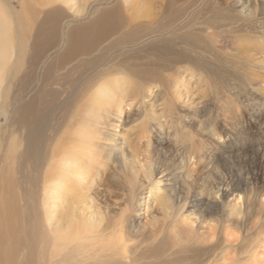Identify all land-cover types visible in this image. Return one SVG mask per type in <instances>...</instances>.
Returning <instances> with one entry per match:
<instances>
[{
	"label": "bare ground",
	"instance_id": "bare-ground-1",
	"mask_svg": "<svg viewBox=\"0 0 264 264\" xmlns=\"http://www.w3.org/2000/svg\"><path fill=\"white\" fill-rule=\"evenodd\" d=\"M251 1L0 0V264H264V147L221 164L262 120L221 87L264 98Z\"/></svg>",
	"mask_w": 264,
	"mask_h": 264
},
{
	"label": "rangeland",
	"instance_id": "rangeland-1",
	"mask_svg": "<svg viewBox=\"0 0 264 264\" xmlns=\"http://www.w3.org/2000/svg\"><path fill=\"white\" fill-rule=\"evenodd\" d=\"M79 1H81V0H79ZM223 1H225V0H218V2H223ZM244 1L247 3L249 1L248 4L252 3L251 0H244ZM12 4H13V6H15V8H17V10H20L19 7L17 6L16 0L15 1L12 0ZM227 50H228V53L235 55V57L232 56L233 60L235 62H239V60H240L239 53L235 50V48L230 45V46H228ZM236 56H238V58ZM226 58H227V56L225 54H223V56L221 57L222 60L226 59ZM221 87L223 89H228L226 91L229 94H231V96H233V98H235V96H237V94L240 93L241 100H243L244 104L247 106L248 114L251 115L252 117L253 116L261 117V119H262L256 125L255 124L253 125L255 127V129L253 131H251V133L247 134L244 137L245 140L242 139L239 141L238 146H237V147H239L238 148L239 151L234 153L233 156H231L226 161L223 159L221 164L227 165L226 168H228L229 170L231 168H233L234 172L236 174L241 173V172H246L249 175H256L258 169L256 167L255 161L259 155V151H257V149L259 147L257 148V146H260V148L264 147V98L260 97V95L256 94L255 92H252V94L249 91L244 92L243 89L238 86L237 81H235V82L232 81L230 87H227V85H225V83L222 84ZM236 92H238V93L235 94ZM172 146L173 145L170 141H168L167 143H165L162 146L155 145L153 147V154L157 158H159L161 160L163 159V161H164L165 157H167L168 158L167 161L169 162L170 168H175L174 165L176 164V159L174 156L175 154H173L174 153V147H172ZM205 174H206V176H211L212 180L213 179L217 180V178L215 177L216 175H214V173L212 171L208 172L207 170H205ZM179 183L177 184V186H178L177 187L178 188L177 193L179 195H182L184 193V190H183L182 186L180 187L181 183L180 184ZM133 219H134V221L137 220L136 214H135ZM149 219H150V216H148L147 219L141 218L139 220L141 222L145 221L144 224H148Z\"/></svg>",
	"mask_w": 264,
	"mask_h": 264
}]
</instances>
